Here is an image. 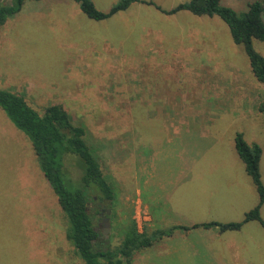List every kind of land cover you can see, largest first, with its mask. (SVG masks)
Returning <instances> with one entry per match:
<instances>
[{
	"label": "rangeland",
	"instance_id": "rangeland-1",
	"mask_svg": "<svg viewBox=\"0 0 264 264\" xmlns=\"http://www.w3.org/2000/svg\"><path fill=\"white\" fill-rule=\"evenodd\" d=\"M92 1L99 11L109 12L120 0ZM145 1L169 11L190 0ZM253 1L222 4L241 13ZM193 16L165 15L154 6L134 4L108 20L95 21L74 0H41L27 1L0 26V90L23 96L41 115L50 105H62L75 125L86 126V141L115 192L108 244L102 242L112 250L122 244L133 222L141 233L157 231L143 218L147 214L136 210L135 163L151 142L158 169L179 162L171 160L175 156L161 123H192L197 118L215 123L208 140H219V145L208 158L235 162L236 169L242 161L234 139L241 133L246 142L262 148L264 183V129H259L264 127L259 110L264 83L255 78L244 48L233 42L219 17ZM254 48L264 56L263 42L255 40ZM0 113L10 129L9 134L0 133V264H84L67 240L68 219L31 142L1 108ZM147 122L155 123L152 130L140 128ZM65 157L67 174L78 178V157ZM177 203L187 206L181 199ZM246 211L234 208L233 222L242 221ZM261 216L264 220V208ZM178 230L184 229L170 236L180 234ZM170 236L124 264H198L192 251L199 243L192 239L187 245L173 236L160 245ZM236 236L252 251V260L264 264V227L244 225Z\"/></svg>",
	"mask_w": 264,
	"mask_h": 264
},
{
	"label": "trees",
	"instance_id": "trees-1",
	"mask_svg": "<svg viewBox=\"0 0 264 264\" xmlns=\"http://www.w3.org/2000/svg\"><path fill=\"white\" fill-rule=\"evenodd\" d=\"M27 1L41 0H0V26L18 14ZM74 1L88 18L95 21L108 20L134 4L154 6L165 15L186 11L200 17H219L229 28L233 42L244 48L255 78L264 83V56L254 48L255 40L264 43V0L249 3L248 10L241 13L223 5L222 0H190L169 11L152 1L120 0L109 12L99 11L92 0ZM0 108L31 142L39 167L68 219L67 240L74 246L84 264H124L125 260L131 262L137 252L151 247L158 239L170 236L177 229H188L172 227L147 234L139 232L137 224L133 222L127 228L118 248L112 250L104 247V243L97 241V222L99 214L109 209L115 201V192L105 178L97 154L86 141V126L75 125L62 105H50L41 115L23 96L7 90H0ZM259 110L264 112V103ZM235 149L253 180L259 203L245 213L240 222H210L195 225L194 228L218 227L222 232L238 231L253 221L264 227L261 216L264 204V183L260 170L262 148L257 143L249 144L238 133L235 136ZM66 155H75L79 159L82 171L76 179L70 178L66 172Z\"/></svg>",
	"mask_w": 264,
	"mask_h": 264
},
{
	"label": "crops",
	"instance_id": "crops-1",
	"mask_svg": "<svg viewBox=\"0 0 264 264\" xmlns=\"http://www.w3.org/2000/svg\"><path fill=\"white\" fill-rule=\"evenodd\" d=\"M193 17L199 19L206 16L194 15ZM35 87L37 86L35 85ZM206 103L203 102L202 106H207L208 103ZM154 124L147 122L140 128L152 130L150 127ZM5 125L7 122L0 113V133L3 136L6 133L9 134L8 130H10ZM160 125L168 137L170 145L168 150L172 156H175V159L171 158V160L179 162L170 169H158L155 143L149 144V151L142 148L143 157L138 163H135L136 210L138 215L140 211L144 215L147 214L146 218H143L149 225L155 226L154 230L172 224L173 226L187 227L188 230H178L176 233L180 234L161 239V241L159 240L161 243H158L163 245L168 239L171 241L173 236H180L187 245H191V241L194 239L199 245L197 246L198 250H193L192 254L199 259L196 261L198 264L211 263L212 259L213 264H260L252 260L250 249L237 242L236 235L244 226L238 231L224 232L218 227L194 228L195 225L210 222H233V216L236 214L234 208L242 211L247 210L245 212L247 213L259 203L256 187L247 174L244 163L239 164V168L236 169L235 162L228 163V161H216L208 158L219 145V140L212 142L208 140L212 133L210 130L215 125V123L210 124V120L203 121L197 118L196 122L192 123L174 121ZM261 127L264 129L262 125L259 126V129ZM141 138L144 139L143 135ZM175 140L179 144H172V146L171 143ZM180 199L185 201L187 206L183 204L178 206L177 202ZM262 208H264V204ZM179 211L186 212L187 216H182ZM252 223L258 222L253 221L245 225ZM165 229L166 227L159 230ZM220 244L223 245L222 248ZM203 247L211 248L203 250Z\"/></svg>",
	"mask_w": 264,
	"mask_h": 264
},
{
	"label": "flooded vegetation",
	"instance_id": "flooded-vegetation-1",
	"mask_svg": "<svg viewBox=\"0 0 264 264\" xmlns=\"http://www.w3.org/2000/svg\"><path fill=\"white\" fill-rule=\"evenodd\" d=\"M99 216H100L99 224L102 226V228H101V226L96 228L97 232H99V237H98L97 241L104 242L106 244V240L104 239L105 238L104 237V231L106 230V221L105 220L108 219V209L107 210L105 209V211L100 213ZM102 240H104V241H102Z\"/></svg>",
	"mask_w": 264,
	"mask_h": 264
},
{
	"label": "water",
	"instance_id": "water-1",
	"mask_svg": "<svg viewBox=\"0 0 264 264\" xmlns=\"http://www.w3.org/2000/svg\"><path fill=\"white\" fill-rule=\"evenodd\" d=\"M110 213V210L108 209V214ZM106 230L104 231V239L106 240V244H108V238H109V232H110V222L109 219H106Z\"/></svg>",
	"mask_w": 264,
	"mask_h": 264
}]
</instances>
